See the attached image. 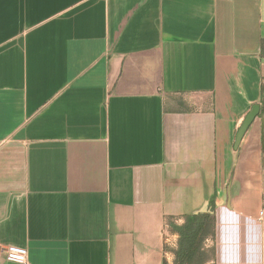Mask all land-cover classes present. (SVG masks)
Here are the masks:
<instances>
[{"label":"crops","instance_id":"0c3cea01","mask_svg":"<svg viewBox=\"0 0 264 264\" xmlns=\"http://www.w3.org/2000/svg\"><path fill=\"white\" fill-rule=\"evenodd\" d=\"M263 88L264 0H0V264H264Z\"/></svg>","mask_w":264,"mask_h":264},{"label":"trees","instance_id":"16d2710c","mask_svg":"<svg viewBox=\"0 0 264 264\" xmlns=\"http://www.w3.org/2000/svg\"><path fill=\"white\" fill-rule=\"evenodd\" d=\"M214 205L215 202L212 201L204 213L167 218L169 228L178 236L177 249L174 253L175 264H198L202 262L200 258L208 252L213 253L212 250L206 251L203 247L207 240L215 237V225L212 220ZM179 220L183 221L182 225H177Z\"/></svg>","mask_w":264,"mask_h":264},{"label":"built area","instance_id":"2783aa9c","mask_svg":"<svg viewBox=\"0 0 264 264\" xmlns=\"http://www.w3.org/2000/svg\"><path fill=\"white\" fill-rule=\"evenodd\" d=\"M264 216V212H260V217ZM5 258L7 261L16 264H28L29 253L28 250L20 246H9L5 251Z\"/></svg>","mask_w":264,"mask_h":264},{"label":"rangeland","instance_id":"374dc122","mask_svg":"<svg viewBox=\"0 0 264 264\" xmlns=\"http://www.w3.org/2000/svg\"><path fill=\"white\" fill-rule=\"evenodd\" d=\"M263 107H264V104H263ZM263 171H264V157H263ZM262 186H261V196L259 197L260 200H259V211H258V219L259 221L263 224L264 226V216L261 218L260 217V212L263 211L264 212V176L262 177ZM237 193V192H236ZM254 197L251 196V200L252 202L254 201L253 199ZM183 224V221H178L177 222V225H182ZM210 251V250H209ZM212 253L208 252L207 255H205L203 258H200V260L202 261L201 263H198V264H207L208 260H210L212 258ZM207 261V262H206ZM204 262V263H203Z\"/></svg>","mask_w":264,"mask_h":264},{"label":"water","instance_id":"95a60500","mask_svg":"<svg viewBox=\"0 0 264 264\" xmlns=\"http://www.w3.org/2000/svg\"><path fill=\"white\" fill-rule=\"evenodd\" d=\"M257 108H255L253 110V112L247 117V119L245 120L244 124L242 125V127L240 128L239 132H238V135H237V139H236V142H235V148L238 149L239 148V145L247 131V129L249 128L250 124L252 123L253 119L255 118V116L257 115ZM208 210V209H207ZM206 210V211H207ZM205 211V212H206ZM204 213V212H203Z\"/></svg>","mask_w":264,"mask_h":264}]
</instances>
